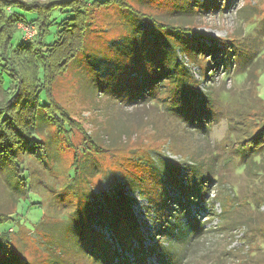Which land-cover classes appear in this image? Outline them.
<instances>
[{
  "label": "rangeland",
  "instance_id": "1",
  "mask_svg": "<svg viewBox=\"0 0 264 264\" xmlns=\"http://www.w3.org/2000/svg\"><path fill=\"white\" fill-rule=\"evenodd\" d=\"M122 4L141 8L165 22L192 28L194 33L187 32L186 37L204 51H196L194 58L178 47L174 51L187 74L209 99L213 117L194 128L155 105L118 103L107 95L87 90L84 80L75 76L78 71L75 65L70 66L57 75L52 87L53 98L65 110L72 127L63 134L58 127L56 131L54 124L49 125L53 150L60 162L55 174L40 170V178L37 177L38 183L33 185L30 196L15 201L12 195L15 192H11L13 188L8 183L10 177L0 163V212L13 215V220L0 226L2 229L10 227L4 237L31 264H47L51 260L49 255L58 254L51 238L58 240L59 237L61 243H69L65 238H74V231L62 234L66 225L63 218L73 205L66 202L71 196L61 186L68 181L66 172L73 162L75 145L85 140L78 129L80 125L91 136L112 141L110 152H93L90 156L98 172L88 179L90 202L96 210L93 227L104 232L106 240L120 251L97 209L106 205L104 194L122 191L130 202L141 234L142 247L138 250L133 249L138 242L130 241L132 252H127L126 256L131 264H137L132 253L138 254L143 264H159L163 251L159 243L169 246V234L164 237L167 227L175 224L173 232H180L179 228L187 226V216L179 210L183 211L184 206L179 207L176 201L172 203V198L181 197V193L174 183L167 181L166 175L176 177L175 184H179V180H185L189 167L196 166L208 175L207 182H201L204 196L201 200L199 197L187 199L192 229L186 227V237H180L181 243H174L179 244V259L170 255L165 264L172 261L178 264H264V157L260 163L247 159L249 155L244 157L249 150L244 146V138L261 126V121L256 119L262 110L258 98L264 101V0H123ZM14 10L26 20L36 14L19 8ZM101 10L97 11L91 25L93 35L87 39L89 51H101L104 55L105 60L93 65L100 74L111 70L107 61L120 50H116L124 32L120 30V21L129 14L114 9L108 16ZM56 14L54 11L53 15ZM139 17V22L134 21V24L141 31L157 33L148 18L140 14ZM109 20L111 27L107 24ZM17 26L12 39L14 45L19 42L21 32L27 40L35 34V27L29 23L19 21ZM50 29L53 32V27ZM170 33L178 32L170 29ZM46 39L52 40V33ZM222 45H227V51ZM201 54L203 57L199 58ZM229 54L232 62L226 63ZM238 59H242L243 64L248 59L242 69L236 63ZM250 76L255 79L249 80ZM31 167L36 168V162L31 163ZM42 178L46 179L45 185L41 183ZM32 180H37L36 176ZM50 182L57 183L53 189L48 185ZM160 194L172 199L170 208H162L164 215L155 204ZM150 197L155 199L151 201ZM61 202L69 206H61ZM83 248L78 244L69 249L65 262L97 264Z\"/></svg>",
  "mask_w": 264,
  "mask_h": 264
},
{
  "label": "trees",
  "instance_id": "2",
  "mask_svg": "<svg viewBox=\"0 0 264 264\" xmlns=\"http://www.w3.org/2000/svg\"><path fill=\"white\" fill-rule=\"evenodd\" d=\"M122 3L123 0H0V163L4 165L10 177L8 183L13 188L11 192H15L12 193L15 201L22 200L26 195L30 196L33 185L38 183L40 170L52 175L60 165L53 150L54 142L49 125L54 124L56 131L58 127L63 134L72 130V127L65 110L54 100L52 87L57 75L66 72L72 65L78 70L75 76L84 80L87 90L98 92L100 96L107 95L118 103L129 101L131 105H155L194 128H199L213 117L211 108L208 107L209 99L197 87L198 83L192 80V76L187 74L174 51L178 47L194 58L196 51L203 50L192 45L194 42L186 37L185 34L194 33L192 28L165 22L141 8L128 7ZM14 8L35 12V17L26 20ZM114 9L129 14H125L126 18L120 21V30L124 31L119 38L121 42L118 43L121 47L118 48L117 45L116 48L120 50L113 53L115 56H111L107 61L111 70L100 74L94 66L98 61L105 60L104 55L101 51H89L87 39L93 35L91 25L97 11H104L109 16ZM54 11L57 12L56 15H53ZM139 14L154 24L156 34L141 31L134 24V21L139 22ZM19 21L33 25L35 34L27 40L21 32L19 42L14 45L12 39L18 30ZM107 24L112 26L110 20ZM52 27L53 32L50 29ZM170 29L178 33H170ZM51 33L53 39L48 41L46 36ZM114 42L116 40H113ZM226 46L222 45L224 51H227ZM198 57L203 56L201 54ZM242 59L236 62L240 64L241 69L248 61L245 60L243 64ZM230 61L232 62V59L229 54L226 63ZM252 78L255 79V76H250L249 80ZM258 100L261 101L262 110L256 120L261 121V126L255 133L244 138V146L249 148L244 157L249 155L247 159L252 158L253 162L260 163L261 157H264V101L260 98ZM78 129L84 134L85 140L75 145L73 162L66 172L68 181L61 186L63 191L71 196L66 202L73 205L69 214L63 218L66 225L62 234L74 231L75 236L72 240L65 238L69 243H61L59 237L58 240L51 238L58 248V254L49 255L51 260L47 264H68L64 260L65 256L69 249L78 244L84 247L83 250L90 254L97 264H131L133 262L128 259L126 253L132 252V248H129L131 240L138 242L137 246L133 247L134 250L142 247L141 234L130 202L122 191L104 194L106 205L103 209H97L99 216L110 228L113 241L119 244L120 251L112 242L106 240L104 232L93 227L96 210L95 205L90 202L88 187L91 183L88 179L96 176L98 172L90 156L93 152H110L112 141L105 137H93L80 125ZM34 162L37 164L36 168L31 167ZM202 172V168L197 166L189 167L185 180H179V184H175L176 177L164 174L168 177L167 181L174 183L181 193V197L172 198V203L176 201L179 207L184 206L183 211L179 210L187 216L186 227L192 225V214L187 211V199L199 197L201 200L204 196L201 182L204 183L208 175ZM33 176H36L37 180H32ZM40 180L45 185L46 179ZM208 181L210 182V179ZM56 184L50 182L48 185L53 189ZM203 186L206 187L207 184ZM36 197L40 200L39 195L36 194ZM160 197L161 194L155 204L159 205L160 214L164 215L162 208H170L172 199ZM154 199L149 198L151 201ZM61 206L69 205L64 203ZM11 213L0 212V226L8 220H13ZM174 225L171 228L168 226L167 234L164 235L170 236L167 237L169 246L159 243L160 249L163 250L161 258L158 257L159 264H165L170 255L179 259V244L174 243H181L180 237H186V227L179 228L180 232H173ZM9 228L0 227V264H31L17 253L8 238L4 237ZM190 228L192 229V226ZM195 235L196 232L192 234L193 237ZM131 256L135 259L134 262L143 264L138 254L132 253ZM169 264H178V261Z\"/></svg>",
  "mask_w": 264,
  "mask_h": 264
}]
</instances>
